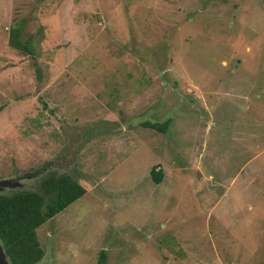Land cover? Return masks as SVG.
Here are the masks:
<instances>
[{
  "label": "rangeland",
  "instance_id": "1",
  "mask_svg": "<svg viewBox=\"0 0 264 264\" xmlns=\"http://www.w3.org/2000/svg\"><path fill=\"white\" fill-rule=\"evenodd\" d=\"M63 175L46 264H264V0H0L2 194Z\"/></svg>",
  "mask_w": 264,
  "mask_h": 264
},
{
  "label": "trees",
  "instance_id": "2",
  "mask_svg": "<svg viewBox=\"0 0 264 264\" xmlns=\"http://www.w3.org/2000/svg\"><path fill=\"white\" fill-rule=\"evenodd\" d=\"M21 32L20 26L11 28L9 44L23 54L32 55L33 38L21 39ZM167 124L144 123V126L163 132ZM149 173L155 184L160 182V170L153 167ZM38 187L42 194L27 191L0 195V241L11 264L37 263L43 256V250L38 243L36 229L85 193L77 181L66 175L43 178ZM100 259H104L103 252Z\"/></svg>",
  "mask_w": 264,
  "mask_h": 264
},
{
  "label": "water",
  "instance_id": "3",
  "mask_svg": "<svg viewBox=\"0 0 264 264\" xmlns=\"http://www.w3.org/2000/svg\"><path fill=\"white\" fill-rule=\"evenodd\" d=\"M15 185L17 186L18 183H16V182L11 183V182H8V180H6V179H0V195H3L2 194V191L4 189L13 187ZM4 196H7V195H4ZM44 258L42 256V258L37 263H35V264H46V258L45 259ZM0 264H11L10 261H9V259H8V257L4 253V250H3V246L1 244V241H0Z\"/></svg>",
  "mask_w": 264,
  "mask_h": 264
}]
</instances>
